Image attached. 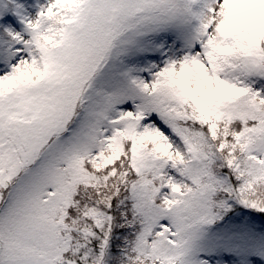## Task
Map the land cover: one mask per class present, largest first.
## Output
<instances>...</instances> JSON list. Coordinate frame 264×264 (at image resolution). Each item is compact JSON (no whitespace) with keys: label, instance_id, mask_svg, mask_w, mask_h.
Returning <instances> with one entry per match:
<instances>
[{"label":"snow or ice","instance_id":"6c2138e0","mask_svg":"<svg viewBox=\"0 0 264 264\" xmlns=\"http://www.w3.org/2000/svg\"><path fill=\"white\" fill-rule=\"evenodd\" d=\"M0 264H264V0H0Z\"/></svg>","mask_w":264,"mask_h":264}]
</instances>
